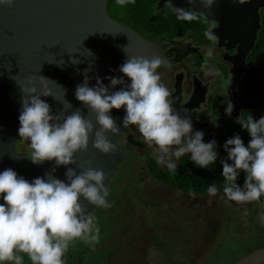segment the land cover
Returning a JSON list of instances; mask_svg holds the SVG:
<instances>
[{
  "label": "clouds",
  "instance_id": "obj_1",
  "mask_svg": "<svg viewBox=\"0 0 264 264\" xmlns=\"http://www.w3.org/2000/svg\"><path fill=\"white\" fill-rule=\"evenodd\" d=\"M13 2L0 0V4L7 6ZM195 2L189 0L190 4ZM199 2L210 12L217 0ZM134 3L135 0H115L121 7ZM173 10L179 20L196 21L206 16L205 11L192 7H173ZM215 27L209 25L203 32L213 43L218 40L213 31ZM203 51L211 57L214 49L208 46ZM163 63L159 55L127 56L119 71L130 83L125 84L123 77H108L109 86L99 78L96 86H89V69H86L84 82L76 86L75 97L95 113L98 128L80 110L63 117L53 115L50 105L41 99V96L52 95L47 88L48 78L40 77L42 91L38 92L35 86L22 89L27 95L22 99L18 134L28 142V158L35 164L53 160L56 166L76 164L80 171L68 168L67 183L51 173L47 174V179L36 177L29 181L12 168L0 172V198L4 201L0 203V264H24L25 255L30 264H65L64 256L73 242L78 240L93 248L99 243L97 218L86 210L81 197L94 208L110 207L109 189L105 184L108 176L103 169L92 167L91 160L77 164L75 154L87 151L93 132L95 149L104 154L116 151L117 145L107 135L120 132L109 115L112 109H125L123 126H135L143 142L154 149L157 162L169 171H177L176 161L186 154H190V160L198 167L208 168L214 164L218 155L216 141L205 143L204 133L193 131L191 119L181 116L173 107L172 94L157 71ZM208 72L219 75L215 69ZM117 84L124 87L110 92L109 88ZM226 103L225 113L231 115L233 104L230 100ZM237 122L251 139L247 146L239 134L226 140L224 148L228 156L221 161L222 191L227 200L238 204L260 202L264 197V116L258 120L252 115L240 116ZM55 170L54 167L51 171ZM241 171L245 173L242 187L236 183ZM206 191L209 196H216L220 190L212 183ZM260 219L264 221V213Z\"/></svg>",
  "mask_w": 264,
  "mask_h": 264
},
{
  "label": "water",
  "instance_id": "obj_2",
  "mask_svg": "<svg viewBox=\"0 0 264 264\" xmlns=\"http://www.w3.org/2000/svg\"><path fill=\"white\" fill-rule=\"evenodd\" d=\"M182 4L187 5L186 2ZM194 4L201 5L199 9L206 11L199 0ZM259 7L264 10V0L254 1L250 15L240 17L241 14L234 16L230 13L233 21L228 23L230 35L247 45L240 50V58L234 62L230 85H235L242 73L259 72L264 68V64L255 67L245 63V56L253 46L260 28ZM161 47L109 16L106 0H14L11 6L0 4V172L12 168L29 181L36 177L47 179V174L51 173L67 183L65 173L68 168L80 171L76 164L56 166L54 160L42 164L30 160L31 167L28 170L18 168L17 164L26 160L24 154L14 151L13 143L19 136L18 117L22 110V99L27 95L22 91L23 88L35 86L38 92L42 91L44 86L40 83V77L48 78L47 88L52 95L41 96V99L50 105L52 114L63 117L80 110L98 128L95 113L75 97L76 86L84 82L85 70L89 69V86H96L97 78L109 86L108 77H123L127 84L130 83L129 78L119 71L127 56L151 58L159 55L162 58ZM123 87V84H117L110 87L109 91ZM231 100L239 101L238 104L241 102L243 109L263 104L262 100ZM260 112L264 114V110ZM125 114L123 107L112 109L109 113L120 131L124 127L122 120ZM119 134L107 133L112 143H115ZM93 139L94 132L90 136L87 151L75 154L77 164L91 160L94 168L99 169L103 162L112 168V156H116L117 163L123 158L116 151L104 154L95 149ZM54 167L56 170L53 173L51 170ZM111 168L106 169L110 171ZM112 173L113 170L109 175ZM0 203H4L2 198ZM86 210L90 212L89 208ZM232 264H264V246Z\"/></svg>",
  "mask_w": 264,
  "mask_h": 264
},
{
  "label": "flooded vegetation",
  "instance_id": "obj_3",
  "mask_svg": "<svg viewBox=\"0 0 264 264\" xmlns=\"http://www.w3.org/2000/svg\"><path fill=\"white\" fill-rule=\"evenodd\" d=\"M248 1L250 2L247 4ZM254 1L256 0H243V2L241 0H217L210 12L206 9V16H202L200 20L194 22L177 19V14L173 10V7L181 9L192 7L194 10L201 11L199 9L201 5H192L187 0H135L134 4H128L123 7L116 5L115 0H106V11L109 16L126 24L149 41L162 45L161 55L164 64L157 71L161 75V82L168 87L172 94L170 99L173 101V107L181 116H188L191 119L193 131L199 130L204 133L203 140L205 143L212 140L216 141L218 154H228L224 148V144L228 139L227 130L231 125L236 127L238 118L244 110H247L241 108V102L238 104L239 101H232L231 98H238L240 101H261L251 97H244L239 92V84L244 75L259 73L264 68L259 72L242 73L239 81L235 85H230L234 62L240 58V50L247 46L240 39H235L230 35L228 23H233L230 13L232 12L234 16L241 14L240 17L244 14L250 15ZM182 2H186L187 5H183ZM134 7H137L138 13L146 17L151 24L141 23L137 18H134L132 15ZM257 12L260 20L259 31L264 22V10L259 7ZM162 14H167L169 18L172 17V21L170 23L166 22V26H161L154 21ZM133 20H136V22H133ZM213 24L216 26L213 31L218 36V40L215 43L208 41L203 35L206 27ZM258 31L256 32L253 46L245 56V63L255 67L264 64H254V57L252 58L250 55L251 50L255 46ZM247 40L246 38L245 41L247 42ZM208 46H212L214 49L211 57H208L203 51ZM208 69L217 70L219 75L209 74ZM227 100H230L233 104L231 115L225 113ZM263 105L264 102L261 106L248 110H256L261 114L260 111L264 110ZM184 109L188 111L185 112ZM81 112L82 114L84 113L83 111ZM261 115L264 116V114ZM18 138L19 136L13 141L14 151L17 154H24L26 160L19 162L17 166L28 170L31 167L30 159L27 156L29 151H27L26 146L21 144L16 147ZM114 144L117 145V154L119 157L123 155V158L117 163L118 159L116 156H112V168L106 162H103L99 167V169L105 170L108 174L105 184L109 189L107 199L111 206L108 208H94V205L88 204L81 197V203L86 208H89L90 212L97 218L100 227V241L94 248L78 240L73 242L64 256L65 264H102L100 262L102 259H98V257L95 260L90 259L92 256H97L94 255L96 250H99V255L105 256V264H113L115 252L112 250V246L117 234H125L127 228L133 227L134 222L138 220L136 219L137 216L143 218L141 216L143 211L156 215L149 210L160 206L158 201H150L147 198H143V195L155 196L157 186L160 187L161 183L164 184L147 168V164L150 161H155L162 168V164L157 162L154 149L143 142L140 133L132 125L121 129ZM133 144H136L135 153L139 155L140 160H148L147 163L145 162L148 171H143L142 169L133 171L136 162H133V158H126L127 152ZM176 163H192L190 154L182 156ZM108 167L113 170L112 175H109L111 170L108 171L106 169ZM130 179L138 182V184H143L146 190V192H142L141 195L136 197L140 206L135 202L127 201V197L131 194L130 191L135 192L133 185L127 186L124 184ZM147 179H150V184L146 183ZM113 188L114 191H112ZM172 189L177 190L173 187ZM183 193L188 194V192ZM143 219L144 221H151L150 219ZM139 225L144 228V240L146 237L149 238L147 232H150V230L147 229V225L145 223ZM153 239H156V236ZM143 242L145 243V241ZM153 243L155 248L151 252L145 251L147 247L144 244V250L136 254L137 261L133 263L126 261V263L121 264H150V258L153 264H157L158 256L161 257L159 264H162V262L168 264L166 258L172 259L169 252L165 250L162 254H158L156 249V245L159 247L163 243L161 241L160 243L155 242V240ZM168 245L175 252L173 244L168 243ZM85 250L89 252L90 256L83 260L82 254ZM24 264H30L26 255Z\"/></svg>",
  "mask_w": 264,
  "mask_h": 264
},
{
  "label": "rangeland",
  "instance_id": "obj_4",
  "mask_svg": "<svg viewBox=\"0 0 264 264\" xmlns=\"http://www.w3.org/2000/svg\"><path fill=\"white\" fill-rule=\"evenodd\" d=\"M18 144L26 146L27 151H30L28 142L20 137L16 140V147ZM136 148V144H133L126 158H133V162H136L133 171L141 169L148 171L145 165L148 160H140L139 155L135 153ZM161 166L167 168L165 165ZM146 183L150 184V179H147ZM124 184L133 185L135 191L129 190L131 194L127 197V201L135 202L140 206L136 197L146 192L144 185L134 182L133 179ZM155 193V196L143 195V198L160 202V206L156 209L149 210L156 215L143 211L141 216L151 221H144L137 216L138 220L134 222L133 227L127 228L125 234H117L112 246L115 252L113 264L137 261L136 254L142 252L145 245L147 247L145 251L148 252L155 248L154 240L163 243L159 247L156 245L158 254L167 250L171 256L177 257L180 264H232L257 240V231L249 218L264 229V221L260 219L261 214L264 213V197H261L260 202L238 204L227 200L222 191L216 196H209L207 192L202 195L192 192L184 194L172 189L167 183L157 186ZM142 223H145L150 230L147 232L149 238L146 237L145 240L144 228L139 225ZM154 236L156 239H153ZM168 243L173 244V249L177 252H174ZM94 255L98 256L99 250H96ZM88 256L90 254L85 250L82 259ZM160 258L157 257V264L160 263ZM166 260L171 264L169 258ZM150 264H153L151 258Z\"/></svg>",
  "mask_w": 264,
  "mask_h": 264
},
{
  "label": "trees",
  "instance_id": "obj_5",
  "mask_svg": "<svg viewBox=\"0 0 264 264\" xmlns=\"http://www.w3.org/2000/svg\"><path fill=\"white\" fill-rule=\"evenodd\" d=\"M138 12V8L134 7L132 10V15L134 18H137L141 23L146 22L148 24H151V22L148 21L146 17H143V15ZM154 21L158 22L161 26H166V22L170 23V21H172V17L169 18L167 17V14H162L158 19ZM133 22H136V20H133ZM250 55L252 58L254 57V64L261 65L262 63H264V22L261 29L258 31L257 40L255 46L250 52ZM239 92L243 94L244 97L263 100L264 102V70L259 73L244 75L239 84ZM248 115H252L256 120L262 117V115L256 110L248 109L244 110L241 116L247 118ZM227 134L228 138L239 134L246 146L251 139L248 131L246 129H243L239 123L236 127L231 125L227 130ZM227 156L228 154H218L217 160L208 168L198 167L194 162H192L186 164L180 163L177 165V171H169L168 169H162L155 161H150L147 164V168L153 173L155 177L177 189L178 191L192 192L194 194L201 195L207 192V187L212 183H216L218 189L222 191L224 178L222 176L221 161L226 160ZM228 162L232 163V161L230 160ZM244 180L245 173L241 171L236 183L242 186L244 184ZM249 220L254 225L255 230L257 231V240L250 249L245 251V253L241 257L252 252L253 250L264 246V229L258 223L252 221L251 218H249ZM97 257L98 259H102L100 261L102 264H105V256L102 254L96 257L92 256L90 257V259L95 260L97 259ZM171 264H180L176 256H172Z\"/></svg>",
  "mask_w": 264,
  "mask_h": 264
}]
</instances>
